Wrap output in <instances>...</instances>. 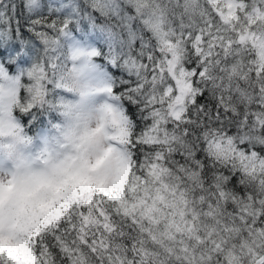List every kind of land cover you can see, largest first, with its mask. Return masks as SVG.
I'll list each match as a JSON object with an SVG mask.
<instances>
[{
	"label": "snow or ice",
	"instance_id": "obj_1",
	"mask_svg": "<svg viewBox=\"0 0 264 264\" xmlns=\"http://www.w3.org/2000/svg\"><path fill=\"white\" fill-rule=\"evenodd\" d=\"M0 264H264V0H0Z\"/></svg>",
	"mask_w": 264,
	"mask_h": 264
}]
</instances>
